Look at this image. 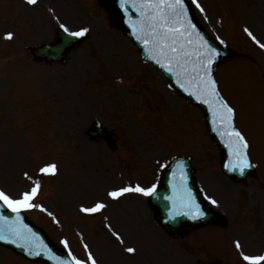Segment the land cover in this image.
Here are the masks:
<instances>
[{
	"label": "rangeland",
	"instance_id": "obj_1",
	"mask_svg": "<svg viewBox=\"0 0 264 264\" xmlns=\"http://www.w3.org/2000/svg\"><path fill=\"white\" fill-rule=\"evenodd\" d=\"M97 3L0 0V190L19 198L39 180L33 202L46 210L24 212L80 260L89 251L97 264H248L241 251L264 255V49L244 31L264 43V0H199L203 12L193 3L206 30L243 53L218 69L217 80L258 163L257 177L245 184L224 177L200 111L108 26ZM61 24L89 32L64 62L35 63L29 47L53 43ZM95 121L111 132L114 150L87 136ZM179 154L192 159L202 192L218 201L208 200L224 213L228 229L205 227L179 237L159 228L147 196H107L123 186L157 184L162 165ZM50 163L56 174L39 171ZM97 202L106 207L80 210ZM0 264L31 263L0 248Z\"/></svg>",
	"mask_w": 264,
	"mask_h": 264
},
{
	"label": "snow or ice",
	"instance_id": "obj_2",
	"mask_svg": "<svg viewBox=\"0 0 264 264\" xmlns=\"http://www.w3.org/2000/svg\"><path fill=\"white\" fill-rule=\"evenodd\" d=\"M122 8L127 10L128 4H137V0H120ZM29 5H35L37 0H27ZM192 3L200 9L201 12L204 8L200 5L199 0H192ZM138 11L143 18L139 24H133V27L137 29L140 33L137 38L141 39L145 46H151V51L155 54L152 56L158 64H162L169 72L174 71L173 65H175L176 74L178 76L183 75L189 82L195 81L197 91L201 96L204 97L205 103L219 102L218 108L222 110L223 113H227V119L229 121L234 119L235 109L231 107L219 94V89L217 87V81L211 77V64L220 55V52L207 45V41L203 40L200 33L195 30V25L191 23L190 18L187 16V6L185 0H139ZM63 30L68 33L69 36L73 37H83L89 32L88 28H81L78 31H70L69 28L61 24ZM191 30V31H190ZM245 33L261 48L264 49V43H262L256 35L248 28H244ZM195 35L203 41V45H206V50L201 51L200 48L196 50V61L191 69L188 68V64L191 61L188 59L189 53L185 51L184 45H190L193 43L191 36ZM13 33H6L5 38L11 40L13 38ZM183 41V44H181ZM177 45H180L179 47ZM202 45V47H203ZM166 61L167 63H164ZM198 65V66H197ZM183 86V85H182ZM199 98V97H198ZM225 118L221 115V120ZM225 134L229 137V146L233 148V154L237 157L239 167L241 171L244 168L250 166L248 163V153L247 149L249 147V141L245 136L237 130L234 126H230L226 129ZM163 167V165H162ZM180 168V178L174 188L181 192L182 195L178 198L169 197L172 200V210L169 212V218L175 219L177 216L186 215L190 216L192 219L202 218L207 212L205 209L201 208L200 204L196 202L195 198L191 195V191L186 188L183 165H178ZM41 173L44 174H56L58 167L55 163L47 164L39 169ZM27 175V173H25ZM175 176L176 174L173 173ZM41 187V182L36 180L34 186L30 191L23 192L19 198H13L11 195L0 190V201L7 205L12 211L16 212L19 216L21 210L32 209L39 207L42 210V205L35 204L34 198L38 194V190ZM139 193L145 196H154L157 194V187L153 184L151 187H142L139 184L135 186H123L111 190L107 193L108 197L113 199H119L124 194L127 193ZM212 205H217L218 201L212 197H208ZM106 207L104 202H97L93 206H82L81 211L88 214L97 213L98 210H102ZM48 215H52L51 212ZM6 219L0 216V220ZM26 227V226H25ZM31 232V230H28ZM16 237L13 243L18 240H25L26 243L22 246L27 247V237L23 232L14 231L11 233ZM34 236L35 234L32 233ZM117 238L120 239L117 233ZM8 239L2 229H0V240ZM64 245L67 247L68 241H63ZM35 246H33L34 248ZM46 247V246H43ZM88 245L85 244V248ZM237 249H241V244L236 242ZM29 248V252L32 255H40L41 252ZM128 253H134L136 251L133 247H128L126 249ZM51 252V249H48ZM241 256L243 261L248 262V264H264V255H248L241 251ZM74 264H97L96 259L93 257L92 253L88 252L87 261L77 259L75 256L72 257ZM61 264H64L61 261Z\"/></svg>",
	"mask_w": 264,
	"mask_h": 264
},
{
	"label": "water",
	"instance_id": "obj_3",
	"mask_svg": "<svg viewBox=\"0 0 264 264\" xmlns=\"http://www.w3.org/2000/svg\"><path fill=\"white\" fill-rule=\"evenodd\" d=\"M100 3L108 10L111 23L117 28H121L123 32L131 37L137 46L140 49L141 55L153 62V64L160 67V69L165 72V75L168 77L170 82L172 83L174 89L185 96L191 103L197 104L202 108L204 113V117L208 126V130L212 136L213 142L218 145L221 150L222 156V169L223 171L230 177H244L247 173H253V165L248 160L250 166L246 167L241 171L239 167L236 165L239 164L237 157L233 154V148L229 146V137L225 134L226 129L230 126H233L232 120L229 121L227 119V113H223L221 109L218 108V101L213 103L210 99L209 103H205V99L200 93L197 91L196 82H189L183 75L178 76L176 74L175 65H173L174 71L169 72L162 64H158L156 60L152 58L155 54L151 51V46H145L141 39H138L137 36L140 34L136 28L133 27V24H139V22L143 19L138 11L139 0H137V4H128L127 10L122 8L120 0H100ZM185 4L187 6V16L190 18L191 23L195 25V30L200 33V36L203 37L204 41H207V45H211L216 48L220 55L213 61L211 64V77L214 79V71L216 66L224 60H227L230 56H232V52L228 49L221 47L218 43L214 42L205 34L203 29L201 28L199 22L194 16V12L192 9V5L189 0H185ZM191 31V30H190ZM191 40L193 41L190 45H184L185 51L189 53L188 59L191 63L188 64V68L191 69L196 61V50L200 48L201 51L206 50V45H203V41H201L193 32L191 36ZM183 44V41H181ZM203 45V47H202ZM178 47L180 45H177ZM164 63H167L164 61ZM198 66V65H197ZM183 85V86H182ZM199 97V98H198ZM221 115L224 116V120H221ZM178 165H183L184 178L186 183V188L191 191V195L195 198L196 202L200 204L201 208L205 209V203L200 199L195 184L192 179V170L190 168L191 165L184 159H177L169 165L164 171V176L162 179V186L158 187L157 194L154 196H150L149 202L155 208V210L159 214V221L164 228L168 226L173 227L177 231H182V225L184 223H188L189 226L195 228L196 226H201L204 224H208L216 219L215 215L211 212L207 211V214L202 218L192 219L190 216L180 215L177 216L174 220L169 218V212L172 210V200L168 199L169 197L178 199L182 193L178 192L174 185L178 183L180 178V168ZM173 173L176 175L174 176ZM0 216L5 217L6 219L0 220V229L3 230L4 234L8 236V239L0 240V245L11 248L15 253L25 256L26 258L41 261L46 264H61V261L64 264H68V261L63 259L62 256L57 254H52V252H48L50 249L48 242L43 239L40 232L22 215L19 213V216L16 212L4 208L0 205ZM26 226V227H25ZM31 230L29 232L28 230ZM14 231L23 232L27 237V247L22 246L26 243L25 240H18L16 243L12 241L16 239L14 235H11ZM32 233L35 235L33 236ZM33 246H35L33 248ZM46 246V247H43ZM29 248H33V250H39L41 252L40 255H32L29 252Z\"/></svg>",
	"mask_w": 264,
	"mask_h": 264
}]
</instances>
